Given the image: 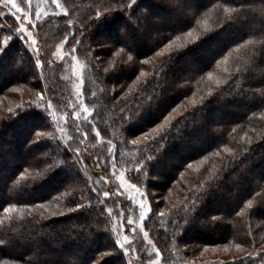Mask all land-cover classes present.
<instances>
[{"label": "trees", "instance_id": "16d2710c", "mask_svg": "<svg viewBox=\"0 0 264 264\" xmlns=\"http://www.w3.org/2000/svg\"><path fill=\"white\" fill-rule=\"evenodd\" d=\"M142 1L151 7L153 13L164 8L153 0H137L135 11H119L116 9L119 8L117 5L114 11L120 13L118 20L124 24L121 29L123 32L136 30L135 26L141 24L149 30L155 26L150 17L152 12L146 8L145 3L141 4ZM192 1H198L194 8L198 7L200 18L207 22L211 31L204 35L201 29L197 33L201 36L200 41L181 54L173 52L162 57H156L154 53L162 45L161 37L180 28L185 21V15L175 8L172 9V14H176L172 15L173 20L162 18L161 22H164L158 26L159 29L154 28L146 38L138 39L130 35L128 45L125 44L126 41L122 40V43L118 39L120 35L117 31L115 44L103 46L90 40L89 36L94 28H107L109 22L103 20L113 15L105 14L100 19L95 17L94 12L98 10L96 6L100 4V0H61L69 13L68 18L60 17L51 21L55 27L53 37L57 36L60 40L67 37L69 48L75 46L79 58L86 62L82 94L89 99L88 104L94 113L92 122L100 131L101 138L105 141L112 140L118 145L117 158L120 164H130L142 154L154 157L148 168L138 174L133 170L132 181L146 190L153 206L159 202L154 215L146 221V227L151 234H155L153 241L165 258L162 264H184L186 257L192 255L194 242L241 244L247 253L255 250L264 255V249H257L259 242L253 238L254 232L264 230V209L254 200L256 214L245 212L237 215L243 203L252 199L260 191V187L264 186V106L261 105L257 91L264 87V16L259 11L264 8V0H229L227 4L224 0ZM173 4L175 0L168 5ZM217 5L221 11L217 10ZM241 5L243 11L230 13L237 17L236 20L225 19L228 14L222 13L223 7L241 9ZM218 20H224L226 24L222 30H218ZM69 21L72 23L69 24ZM0 24L15 26L16 22L13 17L5 16L0 18ZM34 31L39 48L44 53L41 69L35 68L33 57L26 48L20 45L18 47L15 42H11L6 52L0 56V115H7L6 108H15L21 100H36L35 93L41 90H44V98L52 99L61 107L68 104L69 98L71 100L67 83L60 79V64L53 60L51 49L45 47L42 40L44 27L39 25ZM184 31H188V28L185 27ZM7 34V31H0V39ZM247 40L253 42L245 44ZM165 41L167 40L163 43ZM129 43L134 46L135 51ZM237 44L245 46L238 49ZM115 47L124 48V52L135 61L119 62L110 71L98 67L97 62H105L104 57L107 58ZM12 53L19 67L10 70L6 64ZM94 56H100L104 60ZM225 56L229 57L227 62L217 66L216 62L223 60ZM138 59L141 61L136 62ZM143 59L150 63H142ZM225 68L228 69L227 72L224 71ZM237 69L239 75L231 86L216 88L214 80ZM141 71L146 72V75L136 82L139 77L136 75ZM209 71L213 72L212 81L207 79ZM7 74L17 76L6 79ZM13 87H19L21 91L10 93L8 89ZM129 87H133L135 91L129 92ZM120 88L125 89L124 92L128 91L126 98H115L120 93ZM206 88H214L215 91L209 96ZM101 89L104 91L101 92ZM197 91L200 93L199 97ZM93 93H96L94 98ZM201 97L206 99L201 102ZM63 109L74 136L84 139V144H79L78 139L74 146L84 150L85 156L89 153L92 157L106 154L108 147L104 143L95 142L91 133L92 125L83 122L82 118L77 120L72 117L70 109ZM141 113L144 122L134 130L128 125L132 120H137ZM172 113L175 118L173 126L162 133L164 139L148 145L141 144L139 148L128 142V139L136 138V135L155 123H162L163 116ZM121 116L130 123L121 120ZM51 124L49 114L35 108L25 109L13 119H0V205H16V209L8 213L0 208V240L4 241L0 245V262L6 260L9 264H23L25 260H29L31 264H93L101 253L110 251L106 246L110 239H114L112 220H105L95 200L91 208L63 216L51 215L53 211L63 210L68 200V197H61L57 202L52 199L53 196L71 191L72 188L76 189V199H80L82 192L86 195L84 183L73 185L70 174L60 176L70 167L61 163L65 159L63 152L58 149L59 152L54 153L51 150L52 145H63L53 132ZM77 124L80 125L79 132L76 130ZM234 127L237 128V133L229 136ZM37 131L53 135L44 136L37 142L34 140ZM85 131L88 133L87 138L83 136ZM245 133L251 136V143L247 139L241 140ZM122 140L126 144L121 145ZM224 144L233 148L234 152L213 156L217 147H223ZM25 153L31 159L35 155L42 156L25 162L21 160ZM166 156H178V159L171 171H163L164 178L155 171L154 163L158 164ZM205 156L209 159L199 167V171L195 168L187 169L188 163L197 165ZM53 160L57 163L51 171L37 175L42 169H47V165L52 164ZM86 163L91 165L92 159H87ZM25 169L27 172H24ZM208 170L214 173L211 180L206 179ZM181 172L185 173L183 178L180 177ZM107 174L111 176L109 168ZM80 178L82 181L86 180L83 173ZM159 179L162 183L155 181ZM201 183L203 187L195 195L190 194ZM109 188L117 195L108 200L103 206L105 209L111 207L113 201L127 204L128 198L126 195L119 196L113 178L110 184L101 188V193ZM153 195L155 199H152ZM165 196L168 197L167 200L162 199ZM185 196L189 203L187 209L178 206ZM83 203L87 205L88 201L83 200ZM41 204L43 208L28 207ZM165 207L167 210L164 216L156 214V210ZM198 219L204 220V229L199 230L194 226L191 229L203 240L194 236L184 237L185 226ZM211 237L212 240L209 239ZM137 245L145 247L141 240H138ZM145 248L147 251L143 256L147 264L149 255L153 254L147 246ZM107 256L110 258L102 264H128L129 261L122 251ZM243 258L244 264H252L247 254ZM132 259L133 264H138L135 256ZM253 260L254 264H262L260 257H254Z\"/></svg>", "mask_w": 264, "mask_h": 264}, {"label": "snow or ice", "instance_id": "6c2138e0", "mask_svg": "<svg viewBox=\"0 0 264 264\" xmlns=\"http://www.w3.org/2000/svg\"><path fill=\"white\" fill-rule=\"evenodd\" d=\"M43 0H37L34 4V0H0V6L3 9H7V12L0 10V18L5 16H11L14 18L16 24L5 25L0 24V31H7L8 34L3 36L0 39V52H6L7 46L10 41L16 39L23 42L26 46V49L30 53H35V68L37 70L41 69L44 64L43 56L44 53L40 50L38 40L35 38V29L39 27V21L48 16L49 10L52 9V14L56 16H67L69 15L65 4L61 2V0H46L45 7H41V3ZM229 0H224V3L227 4ZM176 10L181 14L185 15V21L183 22L180 28L174 29L173 32L163 35L161 37V43L163 44V48L160 51L155 53L156 57H162L167 50L170 54L175 52L176 54H181L188 47H191L193 44L201 40L200 35H194V33H198L201 31L204 35L209 33L211 29L207 26V22L203 21L199 15L198 7H193L192 0H175ZM119 6L121 10L130 9L135 11L134 6H138L137 0H100V4L96 7L98 10L94 12V15L97 19L102 18L103 15L112 13L116 6ZM99 9H102L99 10ZM217 10L221 11L219 5H217ZM233 11H243V5H241V9H230L229 7H223L222 13L228 14L225 19L228 21L236 20L237 17L232 16L230 13ZM255 11V9H253ZM260 14L264 16V8L260 9ZM72 22L69 21V24ZM218 30H222L226 27L224 20H218ZM194 24V26H192ZM74 27V25H73ZM187 27L188 31H184V28ZM175 32H179L180 34H174ZM190 38V39H188ZM67 40V37L65 38ZM164 40H167V43H163ZM182 43H178L181 42ZM252 40L245 41V44H251ZM79 43V42H78ZM245 44H237L236 47L243 48ZM124 52V48H121L116 55H121ZM56 55H60L61 60L66 59L65 56L61 55L59 51ZM128 59L131 60L132 56H128ZM229 59L228 56H225L223 60L217 61V66L221 63L227 62ZM72 60H76V56H72ZM142 63H149L148 60H144ZM107 71V69H105ZM225 72L228 71L227 68L224 69ZM145 72L141 71L140 76H145ZM239 75V69L235 72L224 76L223 78H217L215 80L216 88L221 87H229L231 83L236 79ZM203 79V77L201 78ZM207 79L209 81L213 80V72L209 71L207 73ZM139 81V77L137 78ZM10 93H16L21 91L19 87H13L8 89ZM104 90L101 89V92ZM135 91L133 87H129V92ZM215 91L214 88H209L208 95L211 96ZM261 98V105L264 106V87L258 89ZM36 100H21L20 103L16 104L15 108L7 107L6 113L7 115H0V119H13L18 115L19 112L24 111L25 109L35 108L38 110H43L45 114H51L53 119H55V112L51 111L55 108V104L52 99L45 100L44 90L37 91L35 93ZM80 97V103L75 107L79 108L80 111L76 112L75 119L79 120L81 117L83 118V122L90 123L92 125V130L95 132L97 138L100 137V131L96 129L95 123L92 122V118L94 113L90 112L86 104L89 102L87 97H84L81 93L77 94ZM127 93H125V98L127 97ZM96 93L92 94L94 98ZM112 98V97H109ZM206 97H201V102L205 100ZM27 105V108L25 107ZM193 106H195V101H193ZM123 112L124 109L122 108ZM175 109H173V112ZM175 118L169 114L163 116L162 123H155L153 126L149 127L147 130L142 131L139 135H136L135 139L130 141L131 145L139 148L141 144L148 145L150 142H158L159 139H164L165 137L162 135L165 129L173 126V120ZM121 120H124L125 123L129 124L128 120H125L123 116H121ZM77 132L80 131V125H76ZM62 133L61 139L64 140L63 145L57 143L56 148L63 152L65 159L61 161L62 164L69 166L73 170L72 176V184L76 185L77 183H84L86 189L85 193L80 194V199H76L74 192L75 188H72L71 191H65L60 193V195L53 196L52 199L59 202L61 197H68L66 204L64 205L63 210H56L51 213L52 216H63L69 213H76L84 208H91L93 206V200H95L96 204L101 208V215L105 216V220L108 218H113L119 215L120 223L119 225H114L113 231L116 233L114 239H110L107 244V248L110 251H105L101 253L96 260L93 261V264H101L103 258L107 255H111L116 252H123V255L129 258L128 264H133V256H135V260L138 261V264H145V258L143 253L147 251V248L140 247L137 245L138 240L140 239V233H143L142 241L148 247L151 248L152 253L155 255V260L152 259V256L149 255L147 264H162L165 259L160 250L156 248V243L149 238L150 233L145 231L144 227L137 225V220L133 216H128L127 213L129 211H135L136 208L139 209L138 220L140 222H144L146 219L150 218L154 215L155 207H158L159 202L155 206L151 204L149 196L145 191H141L140 188L137 187L134 183H129L127 179H125V173H118L117 169L120 166V160L118 157V145L113 143L112 140H107L106 142L100 141V143H106L108 145L106 154H97L95 157L91 156V153L88 156H85L84 150H82L79 146L74 147L73 145L77 144V140L79 139L76 136H65L63 135V128L60 129ZM233 133H237V128H232L229 136H232ZM52 133H47L44 131H37L34 135V140L39 142V140L44 136H52ZM83 136L87 138L88 133L85 131ZM55 138V137H53ZM235 139V137H232ZM247 139L248 143H251V136L248 133H245L241 140ZM79 144H84V139H79ZM121 145L126 144V141L122 140L120 142ZM234 149L229 147L227 144H224L223 147H217V150L212 153L213 156H220L221 153L232 154ZM47 155V153L45 154ZM91 158L92 163L89 165L86 163L87 159ZM209 157L205 156L203 159L198 161L197 165L193 163L187 164V169H194L199 171V167L204 165L206 161H208ZM154 157L148 154H142L140 158L132 161V165L134 166L137 174L140 171L148 168L150 163L153 162ZM46 163V162H45ZM56 161L53 160L52 164L47 165V169H42L41 173L37 175L43 174L44 171H51L52 168L56 166ZM111 168V176L107 174L108 168ZM128 171H132V167L128 168ZM27 172V169L24 170ZM209 174L206 179L211 180L213 178L214 173L211 170H208ZM83 173L86 177V180L82 181L80 178V174ZM100 173V174H98ZM23 178V173L21 174ZM93 176H96V179H93ZM185 176L184 172L180 173V177L183 178ZM115 177L119 181V185L117 186V192L119 196L128 195L127 204H118L116 201H113V205L111 207H107L106 209L103 207L108 200L116 196V192H112L111 189L105 190L101 193V188L105 185L111 183V178ZM200 187H203V184L199 185L195 188L193 192L190 194L195 195V192L200 190ZM120 189H124L125 191H120ZM152 199H155V195L152 196ZM162 199L167 200L168 197H162ZM83 200H87V205L83 203ZM257 200L260 208L264 209V186L260 187V191L255 193V196L252 199H248L243 206L240 208V211L237 212V215H242L245 212H250L251 214H256V209L253 207V201ZM184 208L189 207L188 197L185 196L184 200L181 201L180 205ZM192 206H195V201L192 202ZM28 207H38L43 208V204L38 206H28ZM3 212L8 213L10 211H14L16 209V205L10 204L8 207H4L0 205ZM117 209L120 211L117 213ZM106 214V215H105ZM160 216H164L163 212H160ZM41 217L44 218V214L41 213ZM126 221V223L124 222ZM175 223V221H173ZM264 226V224H262ZM123 229V231H121ZM4 241L0 240V245H3ZM137 245V246H134ZM241 244H236V248H241ZM247 257L249 261H252L254 264V257H260L262 260V264H264V255L257 253L255 250L247 253ZM0 264H9L8 261H2ZM23 264H31L29 260H25ZM241 264H244V258H241Z\"/></svg>", "mask_w": 264, "mask_h": 264}, {"label": "rangeland", "instance_id": "374dc122", "mask_svg": "<svg viewBox=\"0 0 264 264\" xmlns=\"http://www.w3.org/2000/svg\"><path fill=\"white\" fill-rule=\"evenodd\" d=\"M153 1H154V3H157L158 5L164 7V8H162V11H156V12L154 11V13H153L151 11L152 10L151 7L147 6V4L144 1H142V3H141V4L145 3L146 6H147L146 8L149 11L152 12V16H150V17H152V20H153V23H155V26L153 28H151L150 30L148 28H146V27L141 26L142 25L141 24V25L135 26L136 30L129 31L127 33L123 32L121 29L123 28L124 24H123V22L121 20H118L119 17H120V15H119L120 14L119 13L120 8H116L119 11L112 12L113 15L108 16L106 18L107 20L106 19L103 20L104 22H106V21L109 22L108 26H106L107 28H104L102 30L98 29L97 27L94 28L93 32L89 36L90 40H92V42H98V43H100L102 45L103 44H109V43L115 44V42L117 41L115 39V36H116L115 34H116V31H117L118 34L120 35L118 39L122 43H123V41H126L125 44L128 45L129 38L131 37L130 35L135 36L138 39H140L142 37L146 38V37L150 36L152 34L153 30H155V29L158 30L159 29L158 26L164 22V21L161 22L162 18L165 17L167 20L171 21L174 18V16L172 17V15H176V14H172V9H174V8L176 9V3L173 4V5H168L169 3H172L173 0H171V1H167V0H153ZM36 2H37V0H34V4ZM197 2H193L192 1L193 7L198 4ZM45 4H46V0H43V2L41 3V7L44 8ZM168 7H170V9H168ZM0 10H2L4 12H7V11H5V9H3L2 6H0ZM48 10H49L50 14L48 16H46V17H43L38 22L39 25L41 27H44V29H45V34L43 35L42 40H43V42H45V47L51 49V51H52L51 56H52L53 60L60 64V68H61L60 79L67 83V86L69 87V90L71 91V100L69 98L67 105H64V106L61 107V105L59 106L57 103L53 102L55 104V108L53 110H51V111L55 112V119H53L52 115L49 114V117L51 118V122H52V124H51L52 126L51 127H52L53 132L58 136L59 140H61V142L64 143V140L61 139V137H62V133L60 131L61 128H63V135H65V136H74V134H73V130H71V125H70V122L68 120V116H67V114H66V112H65V110L63 108L70 109L72 117H74V118H75L76 112L80 111V109L75 107V106L80 103V97H78L77 94L83 92V86H84L83 85V79H84L83 77H84V71L86 69V62H85L84 59H82V58L80 59L79 58V56L75 52V48H76L75 46H73L72 48H69L70 46H69V44H67V40L65 38L60 40V38L57 37V36L53 37V34H54L53 31H54L55 27L53 26V23H51V21L56 19V18H60V17L61 18L62 17L63 18H68V16H66V17L65 16H56V15L52 14V9H48ZM99 10L102 11V9H99ZM151 12H149L150 15H151ZM175 18H176V16H175ZM54 25H56V24H54ZM194 35H197V33H194ZM35 38H36V36H35ZM188 39H190V38H188ZM11 42H15L16 45H18V47L20 45L21 47H25L26 48L25 44L23 42L19 41V40L14 39V40L10 41V43ZM121 42H118V43H121ZM167 42L168 41H165L164 43H167ZM182 42L183 41L178 42V43H182ZM103 46H106V45H103ZM129 46L135 51L134 46L132 47L131 44ZM162 48H163V44L161 46H159V48H157L156 51H160V50H162ZM58 51H59V53L61 55L65 56L66 59L61 60L60 55H56V53ZM119 51H120V49H118L117 47L112 48V51L109 54V56L107 58L104 57L105 62H102V61L100 63L97 62L98 67H100L102 69H107V71H110V70L114 69L116 64L119 63V62L129 63L130 61H135L133 58L131 60H129L128 59V55L125 52L121 53V55H116V53L119 52ZM3 53L4 52H0V56L3 55ZM28 53L30 55H32L33 60L35 62V59H34L35 53H30V52H28ZM99 53L100 52H98L97 55H99ZM154 53H156V52H154ZM167 53H169V52L167 50H165L164 55H166ZM11 56L12 57L8 59L7 64H6V65H9L8 68H10V70L11 69H16L17 67H19V63H17L13 59L15 57V55L12 53ZM72 56H76V60H72ZM94 57L96 59L100 58V56H94ZM100 59H103V58H100ZM144 60L145 59H143L142 61H144ZM140 61H141V59H138V61H136V62H140ZM1 72H3V71H1ZM13 75L15 76V74H13ZM136 76H139V78L142 77V76H140V73H139V75H136ZM7 77L8 78H12L13 76H11L10 74L9 75L7 74L6 75V79H8ZM15 77H13V78H15ZM136 82H138V80ZM114 87H116V86H114ZM124 90L125 89H121L120 88L119 89L120 93L116 94L115 98L119 97V99H120V97L122 98V96H125V93H127L128 91L124 92ZM205 90H206V93H208L209 88L208 89L206 88ZM115 92H118V91L115 90ZM198 92L199 91H197V93ZM199 95H200V93L197 94L198 97H199ZM45 100H48V98H45ZM86 106L88 107L89 111L92 112L90 104L87 103ZM142 115L143 114L141 113V115L139 116V118L137 120H132V123H134V124L131 123L128 126H131V128H134V130H136V128L138 126H140L141 124H143V122H144V118H143ZM172 116H174L173 113H172ZM91 133L94 136V138L96 140L95 142L97 144H103V143H100V141L106 142L103 138H101V136L99 138H97L96 135H95V132L91 131ZM131 140L128 139V142H130ZM104 144L108 147V145L106 143H104ZM197 146L200 147L199 144H197ZM74 147H76V146H74ZM51 150L54 153H58L59 152L58 149H56V147H54V145L51 146ZM45 152H47V150ZM43 155H44V153H43ZM37 156H42V155L41 154L40 155H35L31 159L30 156L26 154V155H24V157L21 160L25 161V162L26 161L29 162L30 160H33ZM167 158H169V159H167ZM177 159H178V156H169V157L166 156V157H164L163 160H159L158 164L154 163L155 171L157 173L161 174V175H163V173H164L163 171L168 173L169 171H171L170 169H172V166L176 163ZM129 167H132V171L131 172L128 171ZM133 170L136 171L134 166L132 165V163L123 164V165L120 164V166L117 169V172L118 173H120V172L125 173V179H127L129 183H134L132 181V178H133V175H134V174H132ZM109 172L111 173V168L110 167H109ZM64 174H70V176L72 177L73 176V170H71V168L66 169V170H64L63 173L60 174V176H63ZM163 176L165 178V175H163ZM112 178L114 179V183L116 184V190H117V186L119 185V181L115 177H112ZM164 178L160 177V179L163 182H165ZM160 179L159 180H155V181H158V183H162V181ZM134 184H136V183H134ZM136 185H137L138 188L141 189V191H144L142 186H140L138 184H136ZM120 191H125V190L124 189H120ZM126 197L128 198V195H126ZM149 199H150V197H149ZM151 204H152V202H151ZM166 210H167L166 207L163 208V209L160 208V209L156 210V212H157L156 214L160 215V212L166 213ZM119 211L120 210L117 209V213ZM49 212H51V211H49ZM127 215L128 216H133L137 220L138 227L142 226V227H144L145 231H148L147 227H146V221L149 218L146 219L144 222H140L138 220V216H139V209L138 208H136L135 211H129L127 213ZM111 220H112V233H113L114 238H115L116 233L113 231V227H114V225H119V223H120L119 215H117L116 217L111 218ZM124 222L126 223V221H124ZM204 225H205V223H204L203 219H198L195 223H192V224H189V225L187 224L185 226V228H184L185 229L184 237H192V236H194V237H197V238L199 237L200 238L199 240H203V238L200 235H198L197 233H193V230L191 229V227L194 226L195 228H197V229L199 228V230H200V229H202L204 227ZM121 231H123V229H121ZM153 234L154 233H152V234L150 233V236H149V238L152 239V240H153V237L155 235V234L154 235ZM142 237H143V233H140V239L139 240L142 241ZM212 238L213 237H211L209 239L212 240ZM253 238L256 239L257 242H259V247H257V249H259V250L260 249H264V230L260 231V232H256V233L254 232ZM134 246H136V245H134ZM144 246L146 247L147 245L144 243ZM148 249L151 250L150 247H148ZM191 249H192L191 250V254L192 255L186 257V259H185L186 262L184 264H239L241 262V258H243L245 256V254H247L246 250H244L242 247L239 248V249L236 248V245L233 244V243H230L229 245H223V244H217V242H216V244H207V243H204V242H200V243L199 242H194V245H193V247ZM152 254H153L152 259L155 260V255H154V253H152ZM107 258H110V257L105 256L103 258V260L101 261V264Z\"/></svg>", "mask_w": 264, "mask_h": 264}]
</instances>
